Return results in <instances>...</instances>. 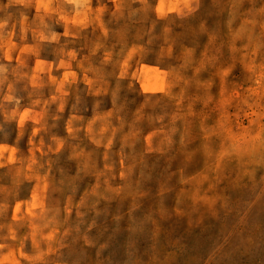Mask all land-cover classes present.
Here are the masks:
<instances>
[{"label":"clouds","instance_id":"obj_1","mask_svg":"<svg viewBox=\"0 0 264 264\" xmlns=\"http://www.w3.org/2000/svg\"><path fill=\"white\" fill-rule=\"evenodd\" d=\"M0 264H264V0H0Z\"/></svg>","mask_w":264,"mask_h":264}]
</instances>
